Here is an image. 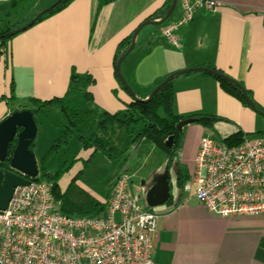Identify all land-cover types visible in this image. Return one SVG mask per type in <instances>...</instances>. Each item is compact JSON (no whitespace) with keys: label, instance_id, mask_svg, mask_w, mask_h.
<instances>
[{"label":"crops","instance_id":"0c3cea01","mask_svg":"<svg viewBox=\"0 0 264 264\" xmlns=\"http://www.w3.org/2000/svg\"><path fill=\"white\" fill-rule=\"evenodd\" d=\"M167 1L114 0L98 10L99 0H73L64 10L12 37L0 49V122L13 113V107L30 98L49 101L64 96L74 68L95 80L90 88L94 109L111 114L124 110L130 95L120 88L115 76L117 48ZM212 1L217 6L199 10L192 22L178 32L181 48L167 41L157 25L142 28L135 49L123 63V74L132 85L152 88L173 72L211 67L243 85L264 109V0ZM180 15L178 7L172 20ZM153 39L155 45L145 53ZM172 82L176 114L217 116L221 120L211 127L196 123L184 127L179 156L169 169L171 199L154 209L147 206L145 192L167 168L166 155L149 141L132 143L125 129L119 128L115 138L126 149L118 160L124 168L104 196H95L94 205L108 200L117 177L134 167L140 171L155 155V168L137 186L133 197L142 202L140 207L159 215L154 252L157 264H264V215L221 218L208 212L192 193L175 186L179 166L189 173L193 170L201 140H215L210 131L219 133L221 139L215 140L218 142L240 130L251 135L264 130V123L258 128L261 115L207 73L192 72ZM12 87L19 101L14 106L8 101ZM223 120L232 123L224 125ZM130 150L142 161L140 168L139 162H130ZM88 156L89 151L82 148L78 159ZM81 169L82 164L76 163L65 173L76 176ZM68 181L66 178L64 185ZM58 184L61 191L60 179ZM58 205L70 214L64 205Z\"/></svg>","mask_w":264,"mask_h":264},{"label":"built area","instance_id":"2783aa9c","mask_svg":"<svg viewBox=\"0 0 264 264\" xmlns=\"http://www.w3.org/2000/svg\"><path fill=\"white\" fill-rule=\"evenodd\" d=\"M10 1L0 0V6ZM217 4L178 0L181 15L162 28V36L181 48L178 32L199 10ZM39 177L15 188L0 211V264H157L159 215L137 204L131 175L115 179L103 210L79 216L63 212L53 183ZM183 191L221 218L264 215V136H248L234 147L202 139Z\"/></svg>","mask_w":264,"mask_h":264},{"label":"trees","instance_id":"16d2710c","mask_svg":"<svg viewBox=\"0 0 264 264\" xmlns=\"http://www.w3.org/2000/svg\"><path fill=\"white\" fill-rule=\"evenodd\" d=\"M31 1L33 0H12L1 5L0 35L25 25H18L15 20L19 11L24 10ZM56 1L58 0H51L50 3L43 9L39 10L34 15V17L40 11L53 5ZM72 1L73 0H62L53 10L44 14L36 23L64 10ZM112 1L114 0H99L98 10ZM172 1L173 0H168L167 3H165V5L149 19L155 21L163 19L170 8ZM178 7L179 5L177 6L175 12L177 11ZM175 12L164 24L159 25L158 27L163 28L165 25H167L174 17ZM134 33L135 32L121 41L114 58L115 76L120 88L123 90H125V88L118 76L117 62L118 59L130 47ZM11 38L2 39L0 41V49H2L6 42H8ZM154 45L155 39L150 40L148 42V49L145 50V53H148L150 48ZM125 77L128 83L132 86L139 100L130 97V101L125 103V109L114 114L101 112L93 108L94 99L90 88L95 83V80L90 74L79 73L75 68L71 71L68 89L65 95L62 97H56L49 101H41L36 98H30L24 104L13 107L19 101L14 94V87H12L8 101L11 105H13V113L16 111L29 109L34 113L36 121L38 115L46 114L47 108L53 106L59 108L64 119V124L60 128V134L54 140L50 149L47 151L45 158L50 156L53 152L59 150L62 146L67 145L68 140L74 137L81 142L84 151H89V156L86 160L90 161L100 153H102L109 161L119 160L125 153L126 149L123 147L122 142L115 138V135L116 130L122 128L125 129L132 143H137L140 141H149L153 143L166 155V166L167 168L171 169L179 156V151L182 146L184 132L178 131V124L182 120L191 119L192 123H196L205 127H211L216 121L221 120V118L217 116L195 114L183 117L176 114L174 111L175 93L173 89V82L165 85L151 101L144 102L143 100L147 99L152 90L162 81H164L167 76L158 80L152 88H142L135 84L132 85V83H130L129 77L127 75H125ZM215 78L221 83L222 87L228 93L240 100L246 107L250 108L237 86H233L220 78ZM248 94L252 98V95L249 92ZM256 105L260 110L264 111V109L257 103ZM252 135L264 136V130L258 131L251 135L245 134L240 130L224 138L222 143L229 147L238 146L244 142L246 137ZM170 138H172V140L169 142ZM34 145L35 141L30 147L32 151H34ZM15 147L16 141L10 145L6 161L0 162V169L4 171L11 170L10 159ZM39 174V178L41 180L53 183V195L55 202L58 204L64 196V194L60 191L58 184L60 174L42 170V167L40 166ZM189 178L190 173L188 170L179 166L175 186L177 188L183 189ZM106 203L107 200L103 203H100L101 205H94V207L88 209L85 214L103 210L106 206Z\"/></svg>","mask_w":264,"mask_h":264},{"label":"water","instance_id":"95a60500","mask_svg":"<svg viewBox=\"0 0 264 264\" xmlns=\"http://www.w3.org/2000/svg\"><path fill=\"white\" fill-rule=\"evenodd\" d=\"M62 0L56 1L53 5L40 11L32 20L20 28L11 30L5 34L0 35V41L14 37L20 33L31 28L41 17L53 10ZM178 6V0H173L172 4L161 20H146L144 21L134 33L132 43L127 51L118 59L117 72L122 85L131 98L139 100L132 86L128 83L125 75L123 74L122 66L127 57L133 52L136 47V38L142 28L148 25H162L164 24L175 12ZM192 72H204L220 78L233 86H237L249 107L257 114L264 117V111L260 110L253 99L249 96L245 87L238 83L235 79L218 71L217 69L205 66H197L187 68L181 71L169 74L164 81L158 84L150 93L149 97L144 102H149L153 97L168 83L172 82L176 77L189 74ZM192 123L191 119L182 120L178 124V131L182 132L184 127ZM38 134L37 121L34 113L29 110L16 111L10 114L7 118L0 122V162H4L8 156V149L10 145L16 141V147L10 159L9 171L0 169V211L8 208L9 203L13 197L15 188L19 186H27L30 183V178L39 176V165L35 153L30 149L33 142L36 140ZM172 138L169 139V142ZM154 184L145 192V201L149 208H157L165 205L171 199V182L169 168L158 175Z\"/></svg>","mask_w":264,"mask_h":264},{"label":"rangeland","instance_id":"374dc122","mask_svg":"<svg viewBox=\"0 0 264 264\" xmlns=\"http://www.w3.org/2000/svg\"><path fill=\"white\" fill-rule=\"evenodd\" d=\"M50 1L51 0L31 1L24 10L19 11L16 20L14 19L15 22L18 25L28 23L34 15L41 8L47 6ZM259 120L258 128H262L264 117L259 116ZM223 123H225L224 125H231L232 122L229 120H223ZM63 124L64 119L59 108L56 106L47 108L45 115H38V134L33 147V152L35 153L38 165L42 167V170L60 174L61 191L64 196L59 203L64 205L65 209L70 214L79 216L82 213H85L90 205H94L95 196L101 197L106 194L108 186L111 184L113 178L120 172L121 168L124 167L118 160H107L102 153L96 155L90 161L86 159H78L82 144L74 137L68 140L67 145L62 146L59 150L45 158L47 151L60 134V128ZM210 132V136L215 140L221 139L218 132ZM128 153L130 162H139L137 167L140 168L143 163L135 158V152L130 150ZM180 161L181 160H179V162ZM76 163L82 164V169L79 172L77 171L76 176H71L65 173L69 167ZM134 168L135 169L128 171L127 173L132 177L130 192L133 196H136L137 186L139 187L144 180L146 181L151 169L155 168V155L151 157L148 165H144L140 171H138L136 167ZM66 178H69V183L64 185V180H66ZM140 203L142 202H137L139 206Z\"/></svg>","mask_w":264,"mask_h":264}]
</instances>
